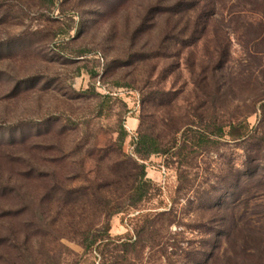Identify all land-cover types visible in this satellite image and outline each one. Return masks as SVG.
Returning <instances> with one entry per match:
<instances>
[{
    "label": "rangeland",
    "instance_id": "374dc122",
    "mask_svg": "<svg viewBox=\"0 0 264 264\" xmlns=\"http://www.w3.org/2000/svg\"><path fill=\"white\" fill-rule=\"evenodd\" d=\"M141 132L162 152L130 207ZM128 240L135 264H264V0H0V264Z\"/></svg>",
    "mask_w": 264,
    "mask_h": 264
},
{
    "label": "trees",
    "instance_id": "16d2710c",
    "mask_svg": "<svg viewBox=\"0 0 264 264\" xmlns=\"http://www.w3.org/2000/svg\"><path fill=\"white\" fill-rule=\"evenodd\" d=\"M219 130L220 135H223V128H220ZM124 141V137L119 138V142L121 143V145L122 143H124ZM161 152L162 148L160 142L156 139V137L151 134L141 132L136 142V157L123 155L124 159L118 162L117 167L119 169V180L128 182L130 179L129 186H126L127 196L125 198L128 206L133 207L142 202L144 199H146L151 191L152 183L146 178V168L145 165L141 163V161ZM128 171H130V174L128 173ZM103 207L108 221H106V223L100 228L89 227L81 234L82 245L86 253H92L94 250L99 251L103 247V251H100V253L101 255H104L106 247H108L109 242L111 241L110 237L106 236L109 235L110 231L109 219L119 211L116 212V210L118 209L116 208L117 206H112L109 199H106V203ZM151 227L153 226H148L147 230H150ZM149 233L151 234L150 241L152 243H155L157 231L152 228ZM145 242H148V240H137L135 242L128 240L123 244H116L114 250L110 252L111 254H109L110 259H107V261H112L109 264H119L120 262L122 264H135L133 261H131L130 255L134 253L136 257H139V248H143V244ZM120 247L123 249H119ZM211 258L212 256L205 258V262L209 261V259Z\"/></svg>",
    "mask_w": 264,
    "mask_h": 264
}]
</instances>
